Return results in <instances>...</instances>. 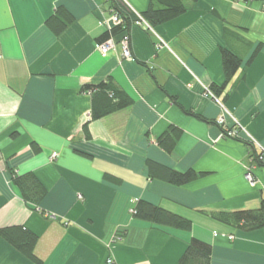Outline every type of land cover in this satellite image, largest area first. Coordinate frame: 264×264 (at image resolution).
<instances>
[{"label":"crops","instance_id":"obj_1","mask_svg":"<svg viewBox=\"0 0 264 264\" xmlns=\"http://www.w3.org/2000/svg\"><path fill=\"white\" fill-rule=\"evenodd\" d=\"M106 1L0 0V228L34 233L40 264H178L191 238L211 245L212 264H264V229L242 231L209 214L258 207L264 165L251 163L244 142L223 136L215 123L222 108L207 94L225 80L220 49L239 56L217 98L240 124L239 137L264 147V46L247 63L264 42V0H186L182 15L152 31L126 32L130 58L119 46L97 49L114 26ZM123 1L136 13L150 3ZM58 7L74 20L55 35L45 20ZM107 77L133 104L91 120V94L81 86ZM169 126L182 131L170 154L156 142ZM147 160L205 174L172 185L149 178ZM9 169L33 173L46 189L37 207ZM138 200L189 218L190 230L135 218ZM0 264L36 263L0 236Z\"/></svg>","mask_w":264,"mask_h":264},{"label":"trees","instance_id":"obj_2","mask_svg":"<svg viewBox=\"0 0 264 264\" xmlns=\"http://www.w3.org/2000/svg\"><path fill=\"white\" fill-rule=\"evenodd\" d=\"M106 2L108 4V9L112 11L113 14H116L121 21L105 31L98 38L99 43L104 42L110 37H116L123 32H127L138 19V15L153 28L182 15L187 9L186 0H150L148 8L142 13L134 12L123 0H107ZM73 20L72 15L66 9L58 7L55 12L45 20V25L55 35H60ZM262 46H264V42H261L257 46L253 55L248 60V64ZM220 54L225 80L221 86L214 84L210 86L209 90L215 97L222 93L242 63V59L239 56L225 48L220 49ZM80 90L91 94V120H99L107 115L128 108L133 104V99L116 84L112 77H107L95 84H83ZM169 99L173 103H177L174 97H169ZM183 111L198 119L205 120L203 117L193 112L184 109ZM87 126L88 123L84 125L86 135ZM219 127L223 136L228 137L226 129L222 126ZM181 133L182 131L177 127L169 126L166 131L156 139V142L160 148L170 154L173 152ZM231 138L242 141L248 146L249 159L252 164L264 165V162L260 159L259 152L252 143L239 137ZM32 148L35 151L39 150V147L35 143L32 144ZM146 166L149 178L159 179L177 186L187 184L205 174L197 173L192 169L179 172L150 160L146 161ZM9 171L12 176V181L19 189L23 200L37 207L45 196L46 189L31 172L17 174L12 169H9ZM106 178L112 181L116 180L115 177L110 175H107ZM132 214L137 219L176 230L189 231L192 226V221L189 218L156 206L145 200L136 201L132 208ZM209 214L214 219L242 231L248 232L264 229V198L260 200L256 208L232 211H211ZM0 236L27 259L36 264H40V260L34 253V247L37 241V236L34 233L20 225L7 226L0 228ZM178 264H212L211 245L199 239L191 238Z\"/></svg>","mask_w":264,"mask_h":264},{"label":"built area","instance_id":"obj_3","mask_svg":"<svg viewBox=\"0 0 264 264\" xmlns=\"http://www.w3.org/2000/svg\"><path fill=\"white\" fill-rule=\"evenodd\" d=\"M111 19H112V22L114 25H117L121 21L120 18L116 14H112ZM134 25L145 30V31L146 30L152 31V29H153L140 15H138V19L135 21ZM121 35L122 36L118 41H116L115 37H110L109 39L105 40L104 42L98 43L97 44L98 51H100L101 54L105 55L110 50L114 49L116 46H119L121 48V51H122V56L124 58H130L131 57V50H130L129 36L126 32H123ZM162 42L163 41L160 39V44H163ZM207 94H209L222 108L221 115L215 120L216 124L218 126H222L224 129H226V133H227L228 137H239V132L241 129L240 124L232 116V114L225 108L222 101H220L217 97H215L212 94V92H210L209 90H207ZM227 117H230L233 120V126L231 128L225 127V121H226ZM244 140H247L254 145V147L257 149V151L260 154V159L264 162V147H262L261 145L256 143L251 138H247ZM53 157H56V153H53L52 158ZM246 178L250 181L252 180L251 172L248 171L246 173ZM228 238L232 239L233 236L230 235V236H228ZM111 262H112L111 260H108V263H111Z\"/></svg>","mask_w":264,"mask_h":264}]
</instances>
